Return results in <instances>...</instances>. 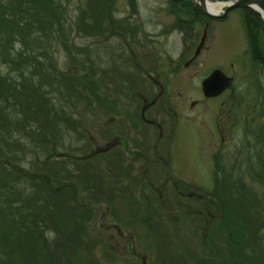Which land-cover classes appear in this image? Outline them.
<instances>
[{
	"label": "flooded vegetation",
	"instance_id": "af4514ba",
	"mask_svg": "<svg viewBox=\"0 0 264 264\" xmlns=\"http://www.w3.org/2000/svg\"><path fill=\"white\" fill-rule=\"evenodd\" d=\"M192 4L193 0H167L170 17L160 13L147 16L144 22L141 19L131 21L129 16L134 13H128L124 19L115 20L114 28L101 40L111 34L119 42L115 51H111L107 68L100 67L96 77H92L90 71L96 67L94 59L89 54L83 58L86 65L83 75L87 74L85 79L97 84L98 92L88 95L92 105H88L91 102L88 98L82 101L87 107H96L91 114L95 112L92 122L98 128L87 120L89 114H83L86 110L61 109L70 117L66 125H76L82 133L75 136L73 143H67L70 146L59 149L52 146V158L83 163L115 161L118 172L112 176L115 182L106 183L104 178L98 177L92 179L98 185L101 198H96L95 192L86 195L73 180H64L52 191L59 193L66 187L72 202L69 215L86 225L91 237L106 246L108 255L125 254L138 264H143L142 261L147 264V250L136 251L132 222L123 220L116 205L111 203L112 198L120 195L128 200L130 195L137 193L143 181L149 192L146 193L150 198L147 204L152 211L161 210L175 224L179 217L187 218L180 219L177 224L182 226L186 222V226L198 231V236L192 238V247L198 239V250H191L190 244L188 248L196 260L200 257L199 247H202L203 254L210 259L225 254L229 264H249L247 247L252 241L249 229L258 225L248 220L251 207L233 205L231 198L235 191L246 194L244 189L238 188V181L241 184L244 171L249 170L247 135L254 128L249 121H254L252 116L247 118V94L241 97L235 94L234 81H247L250 66L257 69L264 66V44H259V32L252 29L254 26L252 30L246 27L247 21H253V25L258 23L264 30L260 23L264 24V20L253 10L242 7L245 12L237 17V22L242 29L239 37L244 43L238 59L234 60L232 52L215 56L217 43L222 40V29L217 23L225 20L212 18L198 6L192 8ZM107 22L112 24L109 18ZM111 66L117 72L114 78H103L101 72ZM208 77L209 89L204 92L202 82ZM110 81L114 82L110 86L113 93L100 92ZM259 99L261 109L257 110V116L264 122V93ZM191 129L198 130L200 144L205 145L208 187L190 183L194 178L183 171L184 166L178 161L182 155L180 145L190 143ZM240 159L242 170L239 172ZM254 175L262 177L258 172ZM120 177L124 178L118 183ZM232 180L237 182L236 188H230L231 185L222 188V183L226 186L227 182L232 184ZM90 183L82 182L84 187ZM118 184L122 192L120 188L115 189ZM222 189L230 196L229 205L223 206L218 199L216 191L222 192ZM136 205L134 202L130 206L136 208ZM260 212L258 210L256 216ZM222 239L226 245L220 247Z\"/></svg>",
	"mask_w": 264,
	"mask_h": 264
},
{
	"label": "rangeland",
	"instance_id": "374dc122",
	"mask_svg": "<svg viewBox=\"0 0 264 264\" xmlns=\"http://www.w3.org/2000/svg\"><path fill=\"white\" fill-rule=\"evenodd\" d=\"M49 2L58 5L61 12L59 13L58 31L63 42L51 31L52 35L47 36L48 41L45 47L50 51L52 62L54 61L58 71L71 69L68 68L70 66L80 68L79 72L73 71V76L83 75V70L86 69L83 58L85 59L87 54L94 59L92 62L96 66L92 77L98 76L100 67L107 68L111 60V51H115L119 41L111 34L104 40L101 39L114 28L112 25L115 20L124 19L123 17L128 16V13H134V16H129L131 21H136V19L143 21L147 16L160 15V13L170 17V12L166 9L167 0H103L102 4L103 2L106 4H101L99 14L96 15L92 14L94 13L93 7L96 6L92 5L89 0H49L46 2L42 0L41 3L45 5ZM244 12L241 7L230 8L222 17L225 21L221 24L217 23L222 29V40L217 43L219 46H216L215 56L232 52L234 60L238 59V52L242 49L244 40L239 37L242 29L238 25L237 17H241ZM80 15L84 18L81 19ZM89 16L100 17L99 28L104 32L91 35L83 31L89 29V26L87 27L90 24ZM78 18L83 20L81 25L83 23L84 28L81 25L78 27L75 25L78 23ZM107 18L111 19V25H108ZM246 23L248 29L254 26L252 29L258 30L259 44H264V30L260 25L258 23L253 25L251 21ZM144 27L147 28L145 25ZM243 27L245 28V25ZM35 39L40 40L37 37ZM41 39V45H43L45 37ZM63 44L65 47L62 46ZM46 64V61L42 62L43 66ZM234 67L238 70L236 63ZM6 68V64L0 59V72L5 73ZM111 68L106 69L104 73L101 72V76L113 79L112 76L117 72L115 67L111 66ZM250 72L247 81L246 79L239 83L234 81L236 83L235 94H239V97L247 94L249 112L247 118L250 119L252 116V122H254L251 123V120L249 122L254 128H251L247 135L249 170L244 171L241 184L238 181V188L244 189L246 194L233 192L231 203L233 205L247 204L251 207L248 220L255 221L258 227L249 229L252 241L247 247L248 262L249 264H264V122L262 117L257 116V110L261 109L258 100L261 101L260 95L264 93V66L259 69L250 66ZM24 75H27V71H24ZM234 76L237 79L236 74ZM32 81L36 83V76L32 77ZM48 85L49 83L42 84L41 89L50 90ZM113 85V81L107 82L100 92L112 94L113 89H110V86ZM64 96L65 93L62 90L59 95L54 92L48 93L45 106L53 105L55 108L51 119L52 128L45 127L46 122L42 121L43 127L41 131L39 130L40 132H34L38 131L37 127L40 124L29 119L25 121L21 112L19 114L15 112L16 108L12 102L10 106L8 104L7 108L0 111V264H138L125 254L108 255L106 246L100 240L91 237L86 225L82 221L80 223L78 218L69 215L72 213L69 211L72 202L66 193V187L62 188L59 193L52 191L57 184L64 183V180H73L78 185L77 188L84 191L86 195L95 192V197L99 198L98 185L92 179L104 178L106 183H111L118 166L114 163L115 161H111L112 163H83L52 158V146L56 149L70 146L71 144L67 143H73L76 140L75 136L82 133L76 125H66L69 116L63 121L55 118L61 109L62 111L64 109L86 110L83 114H89L86 117L87 120L98 128L97 124L94 125L92 122L95 112L91 114L96 107H87L86 103L79 98L69 99L67 106L66 102L62 101ZM88 105H92V101ZM16 122H20V125ZM189 135L190 143L180 145L182 155L179 156L178 161L183 164V171L194 178L189 180L190 183L208 187V178L205 173L208 169L206 167L207 158H205L207 156L203 150L205 145L200 144L201 136L198 137L197 129H191ZM240 162L241 159L237 165L239 172L242 170ZM256 172L262 174V177L255 176ZM103 173H105L104 177ZM40 176L46 177L48 184L44 183ZM123 178L120 177L118 183H121ZM83 181L91 183L84 187ZM99 181L96 182L100 183ZM236 184L237 182L232 180V184L227 182L225 186L224 182L222 188L227 189L229 185H231L230 188H236ZM167 185L171 188L169 182ZM119 188L122 192V186L118 184L115 189ZM224 190L216 191L223 206L230 203V196ZM146 193H149L147 186L140 181L136 194L130 195L128 200V197L120 195L117 199L112 198L111 203L116 205L123 220L132 222L136 251L147 250L149 261L147 264H229L223 256L225 254L210 259L203 254L202 247H199L200 257L197 256L199 259L196 260L195 256H191L188 249L189 244L191 250H198V239H196L195 247H192V238L198 236V231L194 230L193 226H186L188 225L186 222L182 226L177 224L180 219L185 221L187 218L179 217L175 224L170 222L172 220L161 210L158 213L152 211L147 204L150 198ZM134 202L137 203V210L130 206ZM258 210L261 212L256 216ZM119 239L122 243V238ZM187 241L189 242L186 243ZM224 242L223 239L220 240L219 246H225Z\"/></svg>",
	"mask_w": 264,
	"mask_h": 264
},
{
	"label": "trees",
	"instance_id": "16d2710c",
	"mask_svg": "<svg viewBox=\"0 0 264 264\" xmlns=\"http://www.w3.org/2000/svg\"><path fill=\"white\" fill-rule=\"evenodd\" d=\"M46 1L49 0H44V2ZM102 1L89 0L92 5L96 6L93 7L94 13L92 14H99ZM261 1L264 3V0ZM41 2L42 0H0V59L7 67L5 73L0 72V111L7 108L8 104L10 106L12 102L16 108L15 112L17 114L21 112L25 121L29 119L40 124L37 127L38 131L34 132L42 130V121L46 122L45 127L52 128L53 121L51 119L55 108L53 105L45 106L48 93L54 92L59 95L62 90L65 93L62 101L66 102L65 105L68 106L69 99L79 98L87 101L88 98V101H91L88 95L98 92L97 84L85 79L87 74L73 76V71L79 72L80 68L61 70L62 72L57 70L56 64L54 61L52 62L50 51L45 45L48 41L47 36L52 35L51 31L62 41V36L58 31L59 13L61 12L58 5L53 2L45 5ZM103 4L106 3L103 2ZM80 18L82 19L84 16L80 15ZM80 18L75 24L77 27L83 21ZM89 19L90 24L87 25L89 29L83 31L91 35L102 32L99 28L100 17L91 16ZM260 23L264 28L262 21ZM83 25L82 23L81 27ZM36 37L40 40L45 37V43L41 45V41L36 40ZM43 61L47 62L45 66L42 65ZM78 65L81 66L80 63ZM24 71H27V75H24ZM90 71L94 72V70ZM33 76L37 78L36 83L32 81ZM44 83H49L48 86L51 89H47L48 93L47 90L41 89ZM55 99L57 100V98ZM55 118L63 121L67 116L58 112ZM16 123L20 125V122ZM66 124L69 122L66 121ZM40 177L44 183L48 184L46 177ZM70 243L72 244V242Z\"/></svg>",
	"mask_w": 264,
	"mask_h": 264
},
{
	"label": "water",
	"instance_id": "95a60500",
	"mask_svg": "<svg viewBox=\"0 0 264 264\" xmlns=\"http://www.w3.org/2000/svg\"><path fill=\"white\" fill-rule=\"evenodd\" d=\"M215 2L224 3L225 5L223 6L224 7L223 10L218 11V12H209L205 8L204 0H193L192 8H195L196 6H198L200 11L207 14L208 16L212 18H220V17H223L230 8L242 6V7L249 8L253 10L254 12L258 13L261 16V18L264 20V3L261 0H223V1L215 0ZM209 77L205 79V81L202 82V88L204 92H206V90L209 89V86H208ZM91 153H93V151ZM143 264L145 263L143 262Z\"/></svg>",
	"mask_w": 264,
	"mask_h": 264
},
{
	"label": "bare ground",
	"instance_id": "6f19581e",
	"mask_svg": "<svg viewBox=\"0 0 264 264\" xmlns=\"http://www.w3.org/2000/svg\"><path fill=\"white\" fill-rule=\"evenodd\" d=\"M204 5L206 10H208L209 12H218L225 4L220 2H213L210 0H204Z\"/></svg>",
	"mask_w": 264,
	"mask_h": 264
}]
</instances>
